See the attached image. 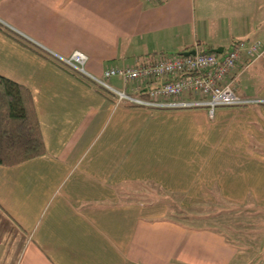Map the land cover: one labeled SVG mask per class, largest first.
<instances>
[{"label":"crops","instance_id":"1","mask_svg":"<svg viewBox=\"0 0 264 264\" xmlns=\"http://www.w3.org/2000/svg\"><path fill=\"white\" fill-rule=\"evenodd\" d=\"M0 24L9 33L0 30V75L32 93L47 150L0 164L1 263L240 264L223 232L170 217L166 202L136 190L159 186L180 205L207 195L264 205V104L218 107L213 117L118 104L48 53L82 50L102 77L197 47L264 43V0H0ZM238 66L236 92L264 98V60ZM118 79L109 83L142 95L139 81Z\"/></svg>","mask_w":264,"mask_h":264},{"label":"built area","instance_id":"2","mask_svg":"<svg viewBox=\"0 0 264 264\" xmlns=\"http://www.w3.org/2000/svg\"><path fill=\"white\" fill-rule=\"evenodd\" d=\"M195 50L196 53L190 55H160L149 62L111 66L105 69L102 77L87 70L89 56L82 50H75L68 57L53 52L48 54L107 89L118 104L158 109L206 108L211 117L218 107L264 104V98H244L239 95L236 83L229 79L242 58L248 59L250 63L264 59V43L261 40H238L221 53L208 52L198 47ZM113 77L121 78L125 84L141 82L142 95L136 97L114 87L109 83Z\"/></svg>","mask_w":264,"mask_h":264},{"label":"rangeland","instance_id":"3","mask_svg":"<svg viewBox=\"0 0 264 264\" xmlns=\"http://www.w3.org/2000/svg\"><path fill=\"white\" fill-rule=\"evenodd\" d=\"M198 49L204 50L205 48L198 47ZM241 67L237 66L234 71H238ZM75 73L82 76L80 73ZM82 77L84 78V76ZM85 79L87 78L85 77ZM229 79L237 83V73L234 75L232 73ZM118 80L119 85H121L122 79ZM139 83L141 84V82ZM136 192L139 193L137 196L141 201H146L147 203L166 202L169 207L168 215L170 217L188 225L212 227L223 232L231 243L239 248L240 264H252L264 260V205H230L221 201L220 198L217 199L218 202H212L209 199V195L200 204L180 205L182 201L181 195L168 193L153 184L137 185ZM2 255L0 254V260ZM1 262L0 264H2Z\"/></svg>","mask_w":264,"mask_h":264},{"label":"trees","instance_id":"4","mask_svg":"<svg viewBox=\"0 0 264 264\" xmlns=\"http://www.w3.org/2000/svg\"><path fill=\"white\" fill-rule=\"evenodd\" d=\"M0 30L9 34L1 24ZM242 60L250 64L248 59ZM46 151L32 93L24 85L0 75V164L18 165Z\"/></svg>","mask_w":264,"mask_h":264},{"label":"water","instance_id":"5","mask_svg":"<svg viewBox=\"0 0 264 264\" xmlns=\"http://www.w3.org/2000/svg\"><path fill=\"white\" fill-rule=\"evenodd\" d=\"M215 52L221 53L222 50H215ZM195 53H196V50H189V51L184 52L183 54L190 55V54H195Z\"/></svg>","mask_w":264,"mask_h":264}]
</instances>
